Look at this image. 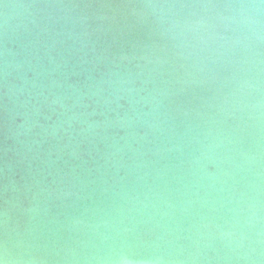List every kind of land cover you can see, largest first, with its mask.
Returning <instances> with one entry per match:
<instances>
[{
  "label": "clouds",
  "instance_id": "obj_1",
  "mask_svg": "<svg viewBox=\"0 0 264 264\" xmlns=\"http://www.w3.org/2000/svg\"><path fill=\"white\" fill-rule=\"evenodd\" d=\"M0 9V264H264V0Z\"/></svg>",
  "mask_w": 264,
  "mask_h": 264
},
{
  "label": "water",
  "instance_id": "obj_2",
  "mask_svg": "<svg viewBox=\"0 0 264 264\" xmlns=\"http://www.w3.org/2000/svg\"><path fill=\"white\" fill-rule=\"evenodd\" d=\"M9 2H22V0H9ZM0 11H2V9H0ZM18 15H16L13 20L11 21L12 24H21L24 22L25 20V16L27 15V13H25L23 10H17ZM17 36H18V45L20 43L25 42V37L26 34L23 32V29H18L17 32ZM17 50H19V47H17ZM208 93L201 91V90H196L195 93H193L192 95L186 96V97H182L181 99L187 101H191L192 103H196L197 101L193 100V95H207ZM195 147V146H193ZM189 151L188 149L185 150V158H187V156L189 155ZM131 155V154H129ZM144 171V170H141ZM114 172V170H110L109 171V175H111ZM120 175H124V172L121 171ZM137 175V173L135 172V170H131V176L129 177V179L134 178ZM177 174L176 173H169L168 175V179L170 181V187L174 190L178 187L177 181L175 179V176ZM179 175H182L185 177V182H187L188 180L192 179V177L188 176L185 172H181L179 173ZM128 181L126 180L125 183H127ZM149 182L151 183V177L149 178ZM157 183H159L157 181ZM137 190H142L143 188V182L141 181L138 185H136ZM184 197H180L175 191L172 192L171 196L169 197V199H171L172 203H177L178 200L183 199ZM161 210L164 211L166 209H164L163 207H161ZM177 217H179V213H177ZM184 226H187V221H184ZM183 243H187V241H184Z\"/></svg>",
  "mask_w": 264,
  "mask_h": 264
}]
</instances>
